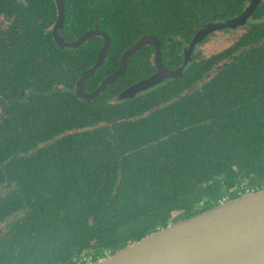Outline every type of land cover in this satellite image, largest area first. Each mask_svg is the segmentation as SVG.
Returning a JSON list of instances; mask_svg holds the SVG:
<instances>
[{
    "label": "trees",
    "instance_id": "1",
    "mask_svg": "<svg viewBox=\"0 0 264 264\" xmlns=\"http://www.w3.org/2000/svg\"><path fill=\"white\" fill-rule=\"evenodd\" d=\"M60 1L65 39L94 28L110 38L103 64L83 80L85 92L147 36L158 41L161 64L180 69L196 31L239 15L249 3ZM259 3L247 26L219 29L232 35L228 45L197 51L170 82L117 98L151 72L154 46L147 40L95 98L70 105L71 82L96 62L103 37L92 35L66 54L48 29L57 0H0V13L18 25L6 31L0 83L26 67L35 90L27 100L10 99L0 119V264H84L264 186V0ZM13 87H5L8 95ZM158 92L166 93L151 100Z\"/></svg>",
    "mask_w": 264,
    "mask_h": 264
},
{
    "label": "water",
    "instance_id": "2",
    "mask_svg": "<svg viewBox=\"0 0 264 264\" xmlns=\"http://www.w3.org/2000/svg\"><path fill=\"white\" fill-rule=\"evenodd\" d=\"M259 2L260 0H249L247 7L239 15L225 21L204 24L184 47L182 66L189 60L195 45L207 34L224 28L234 29L246 23ZM62 23L63 11L59 9L55 28L61 27ZM92 35L102 36L105 42L96 62L84 71L82 78L102 65L109 45L107 34L101 30L86 31L77 41H85ZM150 39L156 48V72L125 88L117 98L134 97L165 78V70L158 58L157 40L153 37ZM141 44L143 39L130 46L124 52V57ZM121 69L120 66L108 75L93 92L83 93V97H96L109 82L120 75ZM84 264H264V186L236 197L222 199Z\"/></svg>",
    "mask_w": 264,
    "mask_h": 264
},
{
    "label": "flooded vegetation",
    "instance_id": "3",
    "mask_svg": "<svg viewBox=\"0 0 264 264\" xmlns=\"http://www.w3.org/2000/svg\"><path fill=\"white\" fill-rule=\"evenodd\" d=\"M261 1V0H260ZM260 4V3H259ZM62 10L63 11V21H64V10H63V7H62V3H61V1L60 0H57V10ZM254 12V11H253ZM252 15H253V13L249 16V18L247 19V21H246V23H244V24H242V25H239V26H247L248 24H249V22L251 21V19H252ZM57 17H58V11H57V14H56V17H55V20H54V23L52 24V26H50V27H48V29L51 31V35H52V39H53V41H54V43L55 44H57V46L59 47V48H61L66 54H67V52H69V53H72L75 49H77V48H79L80 46H81V44H82V42H78L77 41V39H78V37H80L82 34H80L77 38H75V39H72V40H68V39H65L64 37H63V33H62V27L63 26H61V27H59V28H55V23H56V20H57ZM62 25H63V23H62ZM9 26H18L17 24H15L14 22H13V20L12 19H9L8 17H6V16H4L2 13H0V69H2V67H3V61H4V59L7 57V50H6V48L4 49V44H6L7 45V36H8V33L6 32V31H8V28H9ZM241 27H238V28H235V29H231L232 31H238L239 29H240ZM93 30H100V29H98V28H94ZM228 30H230V29H228ZM88 31H90V30H88ZM102 31V30H101ZM106 33V32H105ZM107 34V33H106ZM150 37L151 36H147V37H144V38H141V39H143V44L144 43H146L147 42V40H151L150 39ZM154 38V37H153ZM103 40H102V45H101V49H102V47H103V44H104V42H105V38H102ZM107 40H108V44L110 45V38H109V36H108V34H107ZM140 40V39H139ZM138 40V41H139ZM138 41H136V42H138ZM232 41V35L230 34V33H228V32H224L223 30H218V31H214L213 33H209V34H207L199 43H197L196 45H195V48H194V51H193V53L191 54V56H190V58H189V60L187 61V63L184 65V66H180V69H176V70H170V69H166L162 64V66H163V68H164V70H165V74H166V76H165V78L160 82V83H158V84H156V85H154L153 87H150V88H148V89H146V90H142V91H140V92H138L134 97H136V96H139V95H144V94H146L147 92H149V91H151V90H153V89H155V88H157V87H159V86H161V85H163V84H166L167 82H170V80H172V79H175L180 73H182V71H183V69L189 64V62L191 61V59H192V57H193V54H195L197 51H200L201 52V54L202 55H205L206 54V52L203 50L208 44L210 45V44H212V43H219L220 44V48H222L223 46L225 47L226 45H228L230 42ZM135 42V43H136ZM134 43V44H135ZM151 43H153V46H154V52H153V56H152V59H151V65L153 66V68H152V70H151V72L149 73V74H147V75H145L144 77H142V78H139V79H137L136 81H132V82H130L129 84H127L125 87H123L122 89H120L117 93H119L120 94V92L121 91H123L125 88H127V87H129V86H131L132 84H134V83H136V82H138V81H140V80H142V79H145V78H147V77H149V76H152L155 72H156V66H155V58H156V54H155V51H156V48H155V45H154V42L151 40ZM157 43H158V41H157ZM190 43V42H189ZM14 44V43H13ZM143 44H141L139 47H141ZM109 45H108V49H109ZM133 45V44H132ZM132 45H130V46H132ZM187 45H188V43H187ZM129 46V47H130ZM128 47V48H129ZM139 47L137 48V49H139ZM127 48V49H128ZM220 48L218 49V50H220ZM108 49H107V52H108ZM126 49V50H127ZM136 49V50H137ZM125 50V51H126ZM135 50V51H136ZM158 58H159V61H160V45H159V43H158ZM76 51V50H75ZM124 51V52H125ZM135 51H133V52H130L126 57H124V52H123V54H122V57H121V60H120V64H119V67L121 66L122 67V69H121V73H120V75L123 73V70H124V68H125V60L132 54V53H134ZM14 54H15V52L14 51H12ZM107 52H106V55H107ZM213 52V51H212ZM212 52H209V53H212ZM208 53V54H209ZM82 57V53H80V52H78V55L76 56V61H78V60H80V58ZM98 57V56H97ZM105 58H106V56H105ZM182 58H183V60H184V54H182ZM143 59H145V56L143 55L142 56V60ZM33 61L32 60H30L29 59V62L28 63H32ZM95 63V62H94ZM94 63L91 65V66H89L86 70H88L89 68H91L93 65H94ZM145 63V62H144ZM161 63V62H160ZM103 64V63H102ZM118 67V68H119ZM24 68H26V67H23V70L22 71H19L17 68H15L16 70V72H15V76L14 75H12V77H11V81H12V83H11V81L6 85L5 83H0V119H1V117L3 116V114H4V109L6 108V106L8 105V101L10 100V99H12V98H15V99H13V100H15V101H17V100H21L22 98L23 99H28V98H26V97H28L31 93H34L35 92V90H34V88L32 87V84H31V78H28V76H29V74H27L26 73V71H24ZM117 68V69H118ZM116 69V70H117ZM86 70H84V71H86ZM97 69H95L94 71H96ZM115 70V71H116ZM84 71H81L78 75H77V77L71 82V83H73V85H72V88L70 89V93H71V95L69 96V97H71L70 98V105H71V103H78L79 101H82V100H91V99H88V98H85V97H83V93H90V92H93L94 90H92V91H88V92H85L84 90H83V88H82V84H83V80H84V78H82V74L84 73ZM93 71V72H94ZM114 71V72H115ZM119 75V76H120ZM118 76V77H119ZM117 77V78H118ZM27 78H28V84L27 85H25L26 84V80H27ZM105 79V78H104ZM103 79V80H104ZM80 80V85H78V81ZM102 80V81H103ZM101 81V82H102ZM114 81V80H113ZM113 81H111V82H109L108 84H110V83H112ZM100 82V83H101ZM107 84V85H108ZM11 85H13L14 87L13 88H11V89H13L12 91H11V94L10 95H8V93H7V89H5V87L6 86H9V87H11ZM106 85V86H107ZM105 86V87H106ZM63 87H64V85H62V89H63ZM77 90H79L78 92L79 93H77ZM38 92V91H37ZM38 93H40V92H38ZM165 93L166 92H158V96L157 97H154V96H150L151 97V100H157L158 98H161V97H163L164 95H165ZM154 97V98H153ZM93 98H95V97H93ZM92 98V99H93ZM131 98H133V97H131ZM170 98H172V95H170V96H168V97H166V98H164L161 102H159L156 106H161V105H164L165 104V102L166 101H170ZM124 99H129V98H123V100ZM75 104V105H76Z\"/></svg>",
    "mask_w": 264,
    "mask_h": 264
},
{
    "label": "rangeland",
    "instance_id": "4",
    "mask_svg": "<svg viewBox=\"0 0 264 264\" xmlns=\"http://www.w3.org/2000/svg\"><path fill=\"white\" fill-rule=\"evenodd\" d=\"M220 48V44L219 43H212V44H208L203 50L206 53L212 52V51H216Z\"/></svg>",
    "mask_w": 264,
    "mask_h": 264
}]
</instances>
